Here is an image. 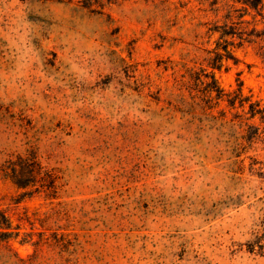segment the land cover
I'll return each mask as SVG.
<instances>
[{
	"label": "rangeland",
	"instance_id": "1",
	"mask_svg": "<svg viewBox=\"0 0 264 264\" xmlns=\"http://www.w3.org/2000/svg\"><path fill=\"white\" fill-rule=\"evenodd\" d=\"M208 8L0 0V214L11 234L0 264H264L262 144L232 166L235 110L191 108L181 85L189 69L210 70L214 38H195ZM234 55L214 71L220 87L241 82L264 105L254 48ZM29 152L51 174L43 188L1 170Z\"/></svg>",
	"mask_w": 264,
	"mask_h": 264
},
{
	"label": "trees",
	"instance_id": "2",
	"mask_svg": "<svg viewBox=\"0 0 264 264\" xmlns=\"http://www.w3.org/2000/svg\"><path fill=\"white\" fill-rule=\"evenodd\" d=\"M205 11L214 18L198 23V26L205 29L197 33L195 38L204 37L207 42L214 38V46L205 50L206 56L203 58L210 70L202 66L189 69L188 79L182 81L181 85L190 96L191 108L199 107L203 113L208 114V110L212 111L224 100L229 110H235L227 121L230 129L226 133L225 143L230 153L229 159L232 160L231 165L239 170L244 161L241 156L248 149L257 143H261L264 149V105L260 99L245 94L241 82L233 91H225L220 87L214 71L221 69L225 60L236 61L234 48L244 45H251L264 65V0H209V8ZM180 101L184 103V97ZM224 113L220 110L219 115L212 116L215 120L219 117L223 119ZM222 124L220 126L226 122ZM255 163V160L250 163V169H253ZM1 170L5 178L23 189L35 185L43 188L51 177L48 171L42 170L34 152L25 156L18 155ZM0 217V242H3L11 234L2 225L8 228L10 222L3 214Z\"/></svg>",
	"mask_w": 264,
	"mask_h": 264
}]
</instances>
